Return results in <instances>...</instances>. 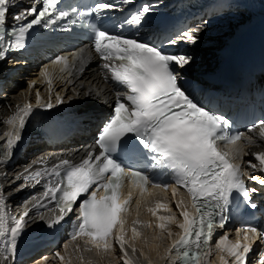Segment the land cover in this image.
I'll return each mask as SVG.
<instances>
[{
	"label": "snow or ice",
	"instance_id": "6c2138e0",
	"mask_svg": "<svg viewBox=\"0 0 264 264\" xmlns=\"http://www.w3.org/2000/svg\"><path fill=\"white\" fill-rule=\"evenodd\" d=\"M134 3L135 0H95L84 8H62V0H31L27 4L0 0V61L10 53L24 51L28 36L37 27L49 29L63 22L60 31H69L80 22L89 29V57L92 52L96 54L105 81L111 80L125 89L115 92L112 112L98 128L94 147L79 161L41 156L11 178L9 186L16 184L15 192L41 188L24 201V210L18 215L11 214L7 203L13 193H6V185L0 183V264H16L20 238L30 222H43L51 229L70 216L75 217L72 240L87 237L86 243L90 241L104 251L118 247L122 264H133L130 247L137 260L143 258L141 264H153L143 248L137 250L134 243L129 245V239L134 241L139 236L135 227L131 229L132 237L126 239V218L122 214L129 211L133 197L131 190L126 196L123 194L126 181L132 188H139L141 194L148 191L149 185L171 190L182 219H177L176 212L158 217L160 237L171 241L163 251L159 245L152 246L159 264H212L214 252L219 264H264V227L254 215L260 210V204L254 200L259 189L249 187V182L264 187V151H253L251 147L245 151L247 146L259 147L264 143V118L251 122L245 131L234 130L227 117L200 104L181 83L182 73L193 57L169 52L165 45H195L202 29L189 27L159 43L145 40L138 33L150 22L157 5L144 2L122 19L113 16ZM85 17L91 19L86 21ZM111 20L115 24L106 26ZM126 28L135 29L137 34L126 33ZM84 51L81 48L76 53L55 55L51 67L59 66L61 72L75 67V63L69 65V56L82 66L88 59L82 55ZM49 67L41 69L48 85V99L44 100L37 90L35 105L30 101L17 104L5 121L10 127L0 135V166L13 157L36 109L50 110L81 95L92 96L91 89L81 91L83 84L81 90L68 89L72 95L53 93ZM72 83L66 79V84ZM35 84V80L30 81L29 89ZM227 146L232 147L226 150ZM245 156L252 158L247 161L251 169L247 175L236 162ZM137 159L146 160L148 166L135 168L125 163ZM7 175L6 170L0 172V176ZM21 180L23 183H18ZM180 189L185 190L194 211L189 210L183 197L177 198ZM241 202L253 215L244 220L242 228L236 229L235 242H230L224 232L213 247L217 229H224L230 219L241 214ZM136 204L138 216L140 200ZM159 208L171 211V205L160 203L149 211L156 216ZM168 223L181 230L175 238ZM55 256L62 264H71V258L65 260L60 252ZM46 260L38 264H46Z\"/></svg>",
	"mask_w": 264,
	"mask_h": 264
},
{
	"label": "bare ground",
	"instance_id": "6f19581e",
	"mask_svg": "<svg viewBox=\"0 0 264 264\" xmlns=\"http://www.w3.org/2000/svg\"><path fill=\"white\" fill-rule=\"evenodd\" d=\"M30 0H20V3L27 4ZM16 10V9H15ZM199 27L202 29L200 33V38L198 43L195 45L187 46V50L189 55L193 57L192 63L189 65L191 68L190 77L193 79H196L197 81L206 84V85H212L211 83L205 82V80H202L201 77H199L197 74L201 72L197 71H211L210 69H214V67L217 65L220 59V53L222 49L228 48L231 44L233 45L236 40L239 38L245 37L246 35H249L251 33H254L258 30H261L264 28V14L261 13L259 8L252 9L249 6H238L235 9L225 13L224 16H221L219 18H213L209 21H207L206 25L203 23L199 25ZM199 57V60L197 61L195 58ZM41 67L36 66L33 70L23 72V75H18L16 77V82H18V85L11 86L8 93H2L0 95V131L4 129L6 126L5 121L8 117H10L13 114V109L17 104H23L26 100L31 99L35 92L38 90L39 92H43L48 89L47 81L44 77L41 76ZM206 71V72H207ZM49 72L51 73L52 77V83H53V90L56 89L57 92L63 93V95H72L71 91H67L68 89H71L73 87L77 88V90L80 89V85L83 84V89L81 91H87L88 89L92 90V96L91 97H84L81 95L82 100H87L90 102V98H93V96L97 92H102L104 95L109 96L110 95V88L106 85V83H103L101 80L99 73L97 71L96 66L89 67L88 70L84 71L83 73H77V75L73 76L70 80L73 81L72 84H66L67 76L63 74H53L56 73L53 69H50ZM66 78V79H64ZM36 81V84L29 89V82L30 81ZM93 100V99H92ZM26 141H23L19 144V146L15 149V153L11 160L6 164L0 166V172L7 171V177L0 176V183L6 185L5 192L6 193H13L7 203L11 206V214L12 215H18L24 210V201L28 200L31 195L38 194L41 191V188L37 187L36 189H33L31 187L25 189L22 192H15L14 189L16 187V184H11L9 186V182L11 181V178L15 176L19 171L23 169L26 165L31 163L33 160L41 157V156H49L50 152L47 151L45 148H43L42 145L34 144L33 142H30L29 144H24ZM254 150H264V143H260L259 147L254 148ZM2 151V149H0ZM83 152V145H78V147L69 149L66 151L65 154H63L61 157H72L75 155H81ZM52 157H59L57 154L53 155ZM52 162H55L54 160ZM263 178V177H261ZM18 183H23V181H19ZM157 191H155L151 197L152 199H157ZM163 193V192H161ZM181 193V192H180ZM179 193V194H180ZM169 195V193H167ZM178 194V195H179ZM150 196H145L139 205V208L145 205V203L148 205V211L149 209H152L153 207L151 204L148 203ZM178 197H183V195H179ZM177 197V198H178ZM172 200V197H171ZM163 204V203H162ZM168 205L169 202H167ZM172 206V205H171ZM156 208V206L154 207ZM166 209V208H161ZM142 210H146V208H143ZM167 210V209H166ZM173 210V208H171ZM159 217L164 216L168 217L165 214L158 213ZM137 212V209L134 211ZM133 211L129 213H134ZM140 213V212H139ZM150 213V211H149ZM33 215L35 213L33 212ZM129 215L128 218H129ZM136 215V214H135ZM135 215L133 217H135ZM152 215V213H150ZM126 216V218H127ZM171 216V215H169ZM149 218V216L147 217ZM178 218V216H177ZM135 219V218H134ZM130 222L129 224H125V227L128 230L131 231L132 227H135L137 231L139 232V236L133 241L129 238L132 237V231L129 233L126 239H129V245L135 244L137 250L143 248L146 253L152 258L153 264H159L157 256L154 258L152 255L156 254V251L153 249V245H159L160 246V240L159 235L161 232V229H157L154 226V222L151 220L148 221L150 228L154 230L152 239L149 242H145L144 239L141 238L142 236V227L139 226V224L135 223L132 224L131 219L129 218ZM128 221V220H127ZM46 225L43 222H30L28 224L27 229L24 231L31 232L29 237L35 239V237L38 235V233L42 232L43 239L41 240V243L45 242L46 236H49V234H46ZM59 232V229H58ZM142 239V240H141ZM57 241V235L53 239V242ZM63 240H60L55 246V248H47L44 250H41V252L37 253V256L32 257L27 260V256H31L33 254H36V252H32L30 254H27L25 257H21L22 255L17 256V263L20 264H38V261H43L45 258L46 264H49L51 259H54L58 261L60 264H62V261L55 256L56 252H59L58 247L60 248V244ZM142 244H141V243ZM146 243V244H145ZM37 244V243H36ZM66 244V243H65ZM68 244V243H67ZM74 244V243H72ZM69 244V245H72ZM76 245V244H75ZM75 245L68 249L69 255H66L64 252H60L62 256L65 257V260H68L71 258V264H73V252L78 253V258L82 261L83 264H87L86 260L84 259V254L81 251V246L78 245V247L75 251L73 250V247L75 249ZM89 245V244H88ZM90 246V245H89ZM87 247V246H86ZM91 247V246H90ZM126 247H129L126 245ZM96 252L100 253L97 255L98 257H102V254L105 252L104 250H98L96 247H92ZM87 249V248H86ZM89 249V247H88ZM118 253V256L120 258L121 264V253L119 252L118 247L111 249ZM108 250V251H111ZM160 251H163V248ZM112 252V251H111ZM53 253L52 256H47L48 254ZM97 253V254H98ZM106 253V252H105ZM129 256L131 260L133 261V264H141V261L143 258H140V260H137V257L131 254V248L129 247ZM21 257V258H20ZM82 257V259H81ZM86 257V256H85ZM23 258V259H22ZM77 258V259H78ZM21 260V262H19ZM89 260V259H88ZM80 261V262H81ZM86 261V262H85Z\"/></svg>",
	"mask_w": 264,
	"mask_h": 264
},
{
	"label": "rangeland",
	"instance_id": "374dc122",
	"mask_svg": "<svg viewBox=\"0 0 264 264\" xmlns=\"http://www.w3.org/2000/svg\"><path fill=\"white\" fill-rule=\"evenodd\" d=\"M156 194L159 196V198L167 199V196L164 193L157 192ZM153 201H154V199H152V197H151V198H149L148 203L152 204ZM139 212L140 213H139L138 216L135 215V217H132L133 219L131 217H129V218L131 219L132 222H134L136 220H139V223H137V224H139V226L142 227L141 228L142 229L141 238L144 239V241L147 243V242H149L152 239L154 230H152L150 228L149 223H148V221L150 222V218H147L148 216L150 217L148 211L147 210H142V208H141L139 210ZM129 218L127 219L128 220L127 224H129V222H130ZM159 240H160L159 241L160 242V247L162 249V248L165 247V245L167 243L166 242V238L165 237H160V235H159ZM65 243L66 244L68 243V248L67 249L64 248ZM72 243H74V244H72ZM69 244H72V245H69ZM77 244L78 245H82L80 249H81V251L84 254V259L87 261V262L85 261L87 264H121V261H120V258L118 256V253L115 252L114 250H111L112 252L111 251H105L106 253L104 252L102 254V257H98L97 255H99L100 253L96 252L92 247H90L84 240H82L80 238H77L76 240H72L70 238H66L60 244V248L58 247V249H59L58 251L61 252V253L64 252L66 255H69L68 249L70 248V246L72 247L73 245H75V249L73 247V250L75 251L79 247V246L76 247ZM88 247H89V249H88ZM52 255H54V254L50 253L47 256L50 257ZM152 256L155 258L156 254H153ZM72 258L74 260L73 264H83V260L81 261L78 258V253L77 252H73ZM49 264H60V263L58 261L54 260V259H51Z\"/></svg>",
	"mask_w": 264,
	"mask_h": 264
}]
</instances>
